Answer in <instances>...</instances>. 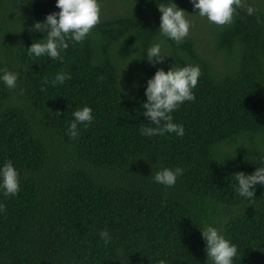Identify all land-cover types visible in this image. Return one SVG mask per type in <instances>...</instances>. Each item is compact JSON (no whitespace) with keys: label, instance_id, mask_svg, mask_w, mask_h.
I'll list each match as a JSON object with an SVG mask.
<instances>
[{"label":"trees","instance_id":"trees-1","mask_svg":"<svg viewBox=\"0 0 264 264\" xmlns=\"http://www.w3.org/2000/svg\"><path fill=\"white\" fill-rule=\"evenodd\" d=\"M99 2L101 22L61 62L27 50L56 0H0V69L20 73L14 89L0 82V164L11 160L21 182L0 194V264H206L199 228L213 219L237 245L234 264H264V186L249 202L233 176L264 160V0H245L258 11L238 8L223 26L174 0L191 14L179 44L158 32L160 0ZM159 40L168 58L151 64ZM175 64L201 69L195 100L172 113L185 134L141 135L146 82ZM61 71L71 79L53 86ZM85 105L94 120L73 139ZM161 166L185 171L166 187L151 177Z\"/></svg>","mask_w":264,"mask_h":264},{"label":"clouds","instance_id":"clouds-1","mask_svg":"<svg viewBox=\"0 0 264 264\" xmlns=\"http://www.w3.org/2000/svg\"><path fill=\"white\" fill-rule=\"evenodd\" d=\"M190 2L194 11L198 10L195 15L220 26L231 24L238 8L245 7L248 16L258 11L253 4H246L245 0H190ZM55 6L59 11L48 14L42 22L36 21L29 29L42 33L43 38L35 40L27 50L30 56L37 58L47 56L63 62L61 53L68 49L69 42L82 43L101 22V5L99 0H56ZM157 7L161 13L158 29L160 35L177 44L181 43L189 35L191 21L188 17L191 14L180 8L174 0H160ZM165 43V40H159L148 47L146 60L149 63H163L168 58L163 54ZM200 76V66L193 64H185L182 67L175 64L167 71L163 68L157 69L146 82L144 93L146 102L142 104L145 111L142 115L149 123L147 127H141V135L152 137L175 133L183 137L184 126L173 122L172 113L184 102L195 100L193 89L196 88ZM19 78V72L0 69V82L9 89L17 87ZM70 79L69 72L61 71L56 73L51 84L53 86L57 83L63 84ZM48 83L49 80L46 78L44 85ZM72 116L67 133L75 139L80 134L79 125L88 127L93 122V109L85 105L73 111ZM184 171L185 169L179 166L175 168L161 166L151 177L157 184L173 187L177 179L183 176ZM233 176L237 181L236 193L249 202L255 200L256 186H264V160L253 173L238 172ZM20 183V173L11 160L0 164V194L4 197L16 196L20 191ZM217 224L218 221L213 219L211 223L205 222L203 228H199L206 244V264H234L238 252L237 245L225 237L223 228ZM99 236L105 245L111 242L112 237L106 228L99 232ZM156 264L168 262L159 259Z\"/></svg>","mask_w":264,"mask_h":264}]
</instances>
